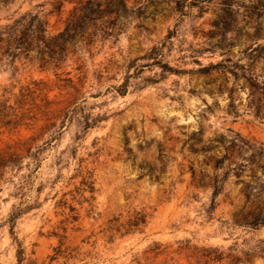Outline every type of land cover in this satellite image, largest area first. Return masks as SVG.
<instances>
[{
	"label": "rangeland",
	"instance_id": "obj_1",
	"mask_svg": "<svg viewBox=\"0 0 264 264\" xmlns=\"http://www.w3.org/2000/svg\"><path fill=\"white\" fill-rule=\"evenodd\" d=\"M85 1L0 4V32L5 38L21 28L22 16L37 14L55 35ZM125 4L129 16L103 20L107 29L88 47L77 42L60 70H41L24 59L12 67L0 57V105L15 110L26 88L38 107L44 96L53 109L75 99L57 141L36 159L1 171L0 264H18L20 250L23 264H197L187 258L193 248L197 255L200 249L222 252L236 264H264V225L251 228L234 218L264 202V173L229 172L214 210L208 185L227 172V163L214 170V160L229 141L237 144L236 134L251 145L244 157L264 151V119L248 106L242 78L253 74L264 82V0ZM40 111L32 109L16 129L0 123V149L36 134L44 124ZM46 140L47 133L36 146ZM86 171H93L94 192H85L83 201L73 190ZM71 191L74 200L67 194V206L59 207ZM68 205L78 214L74 223L67 221ZM142 208L151 216L144 233L108 242L104 222ZM17 209L21 215L11 225L8 216Z\"/></svg>",
	"mask_w": 264,
	"mask_h": 264
},
{
	"label": "trees",
	"instance_id": "obj_2",
	"mask_svg": "<svg viewBox=\"0 0 264 264\" xmlns=\"http://www.w3.org/2000/svg\"><path fill=\"white\" fill-rule=\"evenodd\" d=\"M13 0H0V4L6 6ZM130 10L126 7L125 0H86L78 9L77 13H74L67 21L62 31L55 35H49L46 31V23L37 14H27L22 16L20 21L23 22L19 30L11 31L5 38L4 32H0V57L7 58L8 64L14 67V63L17 60L24 59L30 64H37L41 70L52 69L54 71L60 70L61 65L65 62L70 54H74L77 51V42L88 47L92 43V38L96 32H104L107 29L103 20L118 21L120 19L129 16ZM26 18V20H24ZM253 50V52H255ZM151 54L155 57L158 56V49L153 47ZM81 66L77 67L79 71ZM167 72L173 71L167 68ZM244 83L247 88V100L248 106L252 108L254 116L259 119H264V82H258L257 76L250 74L248 77L242 75ZM68 82L71 83L70 80ZM42 84V83H40ZM43 85V84H42ZM127 85H123L122 95L126 92ZM62 89L70 88L77 93V90L73 86L63 85ZM43 89H39L42 91ZM34 94L29 88L21 92L17 98V108L15 110L21 111L20 115H17L11 106L0 105V123L3 126H12L13 129L21 126V123L26 120L28 114L32 112V109L40 111L42 114L44 124L39 127L36 134H32L26 139H19L8 145L3 149H0V175L1 171L9 167H18L22 163L24 158L36 159L38 153L43 147H48L51 142L57 141L61 130L64 127L65 120L68 118V114L71 112L68 110L69 106L75 103V99L67 102V106L62 109H53V102H51L47 96H44L42 107H38L33 103V99L30 98ZM31 103L32 106L26 109L25 106ZM6 110H11L12 114L7 113ZM13 117L11 119H8ZM34 119L33 117H31ZM8 119V120H7ZM57 121L59 125L57 126ZM88 128V126L86 127ZM47 133V140L43 142L42 146H36V143ZM237 144L234 140L229 141L230 148L225 149V154L214 160V170H218L223 167L225 163L228 164L227 172L219 179L217 176H213L208 185L212 189V195L210 200V210H214L216 207V198L222 191V183L227 178L229 172H234L236 177L242 174L245 169H248L250 173L255 172L264 173V151L262 148L252 150V152L244 157V153L251 147L249 142L241 138L236 134ZM211 149V148H209ZM236 159H241L240 163L236 162ZM233 166L232 169L230 167ZM81 180L79 187H74V194L79 195L83 201L82 196L85 192L92 194L94 192V175L93 171H86L84 175H79ZM72 178H75L73 176ZM157 179V178H155ZM260 192L264 191V187H260ZM72 191L63 194L62 199L58 201V206H67L64 196L70 194ZM245 198L249 199V194L245 192ZM71 200H74L72 196ZM69 213L67 221L72 223L78 220V214L76 210L68 205ZM91 210H89L90 215ZM21 215V210L13 211L7 219V222L11 225ZM150 215L144 208L133 209L131 212H127L126 216L121 213L112 215L104 222L102 233L106 235L108 242H113L116 238H123L135 234H142L149 222ZM235 222L250 226L251 228H258L264 225V202H258L254 208L248 213H237L235 216ZM66 222V221H65ZM66 228H62L63 235H59L60 241L65 240ZM155 248L154 250H157ZM189 251V248H185ZM203 252L201 255H197L198 249L193 248L190 255L187 258H194L197 264H210L215 262H221L224 258L230 259V264H236L239 260L233 257H225L222 252H212L208 249H200ZM199 251V252H200ZM157 253L156 255H158ZM59 255V250L55 251V257ZM53 260V258L51 259ZM27 261L23 250L18 252V264H23Z\"/></svg>",
	"mask_w": 264,
	"mask_h": 264
}]
</instances>
